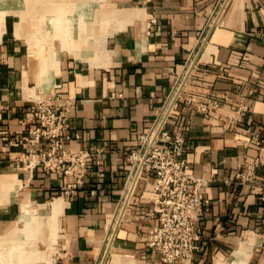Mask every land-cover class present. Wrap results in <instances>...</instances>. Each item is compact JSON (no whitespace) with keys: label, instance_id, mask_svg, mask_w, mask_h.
<instances>
[{"label":"crops","instance_id":"0c3cea01","mask_svg":"<svg viewBox=\"0 0 264 264\" xmlns=\"http://www.w3.org/2000/svg\"><path fill=\"white\" fill-rule=\"evenodd\" d=\"M129 2L124 8L135 9L120 11L134 16L119 20H135L108 37L95 61L61 51L58 70L47 84L41 82L40 56L31 55L15 19L5 20L0 223L15 221L16 205L48 201L54 264H101L117 228L105 264H163L146 241L158 223L153 174L143 172L121 209L133 176L130 157L216 25L167 123L175 131L189 121L183 135L190 173L209 182L210 203L199 216L202 233L194 264H264V0H229L226 7L227 0ZM212 96L218 106L207 103ZM36 98L64 105L68 151L94 154L85 183L75 192L69 186L73 178L63 170L48 172L22 161L28 151L22 136L34 124L29 111ZM255 161L256 180L237 179ZM56 201L62 204L58 212Z\"/></svg>","mask_w":264,"mask_h":264},{"label":"built area","instance_id":"2783aa9c","mask_svg":"<svg viewBox=\"0 0 264 264\" xmlns=\"http://www.w3.org/2000/svg\"><path fill=\"white\" fill-rule=\"evenodd\" d=\"M207 103L218 106L219 100L212 96ZM172 111L153 137L151 134L159 115L151 129L141 136V146L132 153L130 160L134 164L133 174L141 164L143 172L155 177L158 197L154 212L158 215V223L151 227L147 236L149 247L159 252L163 264H194L202 233L199 216L210 203L205 194L209 182L190 173L185 157L188 145L183 135L189 121L178 125L175 131L169 130L167 123ZM29 119L34 124L22 136V142L28 147L23 163L32 168L41 166L48 172L63 170L73 178L69 186L75 192L84 185L88 164L94 159V154L86 150L70 152L66 149L64 140L71 136L66 134L64 105L52 104L51 98L35 100L31 104ZM40 143L44 144L43 149L37 148ZM257 167V161L249 164L236 175L237 179L253 182ZM261 195L264 200V190Z\"/></svg>","mask_w":264,"mask_h":264},{"label":"rangeland","instance_id":"374dc122","mask_svg":"<svg viewBox=\"0 0 264 264\" xmlns=\"http://www.w3.org/2000/svg\"><path fill=\"white\" fill-rule=\"evenodd\" d=\"M129 1L0 0V36L5 20L9 23L13 18L17 34L28 38L30 52L42 43L40 45L43 48L35 51L39 52L40 61L54 58L55 62L52 67L48 61L40 71L41 82L47 84L54 70H58L59 52L69 51L89 63L99 57L100 51L108 45V37L135 20H119L134 16L130 11H120L135 9L124 8L133 4ZM60 37L63 38L59 39ZM55 42L61 43L62 48H54V44L57 45ZM33 93L40 96L34 90ZM4 201L3 198L0 199V203ZM43 203L46 202L25 203L28 210L25 217H21L22 206L16 205L13 209L14 214H18L15 221L10 226V223H0V264H54L57 256H54L52 244L53 219L49 216L51 205L48 201ZM6 253V261H3L1 258Z\"/></svg>","mask_w":264,"mask_h":264},{"label":"bare ground","instance_id":"6f19581e","mask_svg":"<svg viewBox=\"0 0 264 264\" xmlns=\"http://www.w3.org/2000/svg\"><path fill=\"white\" fill-rule=\"evenodd\" d=\"M212 23L213 22H211V25H212ZM38 32V31H37ZM59 35V34H58ZM65 35V34H64ZM42 36V35H41ZM63 38V37H62ZM61 37L59 38V39H62ZM56 43V42H55ZM40 44H42L41 42H40ZM40 44H38L37 46H36V48H34L33 49V51H31V53H35V51H37L38 49H40V48H43V46H41ZM57 45H55L54 44V48L57 46V47H59V48H62V46H61V43H56ZM48 47V46H47ZM103 47H101V49H102ZM39 52H36L34 55H39L38 54ZM90 60V59H89ZM49 60H46V58H44V59H42V61H40V71H42V69H44L45 68V64H47V63H49V65L50 66H52V67H54V58L52 59H50V61L48 62ZM91 61V60H90ZM194 63V62H193ZM192 66H193V64H192ZM191 66V67H192ZM189 69V68H188ZM188 69H187V71H188ZM190 70H191V68L189 69V71L188 72H186V77L188 76V74H189V72H190ZM44 71V70H43ZM41 72H39V74H40ZM40 76H41V74H40ZM185 77V78H186ZM45 80V79H44ZM48 80V79H47ZM42 81V80H41ZM49 83V82H48ZM182 84H183V82L181 83V86H182ZM180 86V85H179ZM178 87L177 88V94H176V91H175V94L169 99V101L167 102V104L165 105V107L163 108V110L161 111V113H160V117H159V120H158V122H157V124H156V126H155V128H154V130H153V132H152V134H151V136H155L156 135V132H157V130L163 125V124H165L164 122H165V120H166V118H167V116H168V114L173 110V108L175 107V105H176V102H177V98H179V96H180V94H181V89H182V87ZM35 97V96H34ZM33 97V98H34ZM36 99H39V98H36ZM152 137V138H153ZM143 174V171L141 170V164H139V169L137 170V172H136V174H133V176H132V178L130 179V182H129V184H128V188H127V190H126V192H125V194H126V199L123 201V204H122V206H121V209H122V211H123V209H125L126 208V206H127V204H128V202L126 201L127 200V198H128V201H129V196H130V194H131V192H132V189L134 188V185H135V183H136V181L138 180V178L141 176ZM5 179L2 177L1 178V182L2 183H5ZM12 181V180H11ZM7 185V187L6 188H10V189H12L13 188V185H11V184H6ZM3 191L4 190H2V193H3ZM2 198V196H1V194H0V199ZM127 202V203H126ZM62 204H61V201H56L55 203H54V209H55V211L56 212H58L59 210H60V208L62 207L61 206ZM24 206V207H23ZM22 206V214H21V217H25V214H26V212L28 211L27 210V205L25 204V205H23ZM33 216V215H32ZM52 227H53V225L51 226V230H53L52 229ZM112 241H113V237H112V239H111ZM14 248V247H13ZM11 253V252H10ZM14 254H17L16 252H14ZM19 254V253H18ZM4 255V257H2L1 259L3 260V261H6V258H7V253L6 254H3ZM14 257H16V256H14Z\"/></svg>","mask_w":264,"mask_h":264},{"label":"water","instance_id":"95a60500","mask_svg":"<svg viewBox=\"0 0 264 264\" xmlns=\"http://www.w3.org/2000/svg\"><path fill=\"white\" fill-rule=\"evenodd\" d=\"M228 1H229V0H227V2H226V4H225V7H226ZM225 7L222 9L220 15H221L222 12L224 11ZM215 26H216V25H213V26L211 27L209 34L207 35V37H206V39H205V41H204L202 47L200 48L199 52L197 53L196 58H195V62L193 63V66L191 67V70H190L188 76H187V77L184 79V81H183V84H182V86H181L182 89H183V87H184V85H185L187 79L189 78V76H190L192 70L194 69V66L196 65V63H197V61H198V59H199V57H200V54L202 53V50H203L205 44L207 43V41H208V39H209V37H210V34L212 33V31H213V29H214ZM182 89H181V91H182ZM177 99H178V98H177ZM119 223H120V222H119ZM117 229H118V228H117ZM117 229L114 231L113 239H114V237H115V235H116ZM111 244H112V240H111V241L109 242V244H108V247H107V249H106V252H105V254H104V257H103V259H102L101 264H105L106 259H107V256H108V253H109V251H110Z\"/></svg>","mask_w":264,"mask_h":264}]
</instances>
